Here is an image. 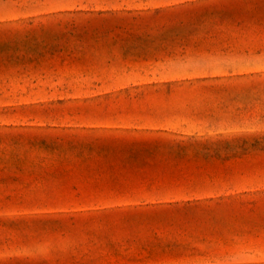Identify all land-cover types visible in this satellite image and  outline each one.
I'll return each instance as SVG.
<instances>
[{
    "label": "rangeland",
    "instance_id": "rangeland-1",
    "mask_svg": "<svg viewBox=\"0 0 264 264\" xmlns=\"http://www.w3.org/2000/svg\"><path fill=\"white\" fill-rule=\"evenodd\" d=\"M0 264H264V0H0Z\"/></svg>",
    "mask_w": 264,
    "mask_h": 264
}]
</instances>
